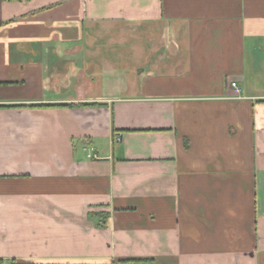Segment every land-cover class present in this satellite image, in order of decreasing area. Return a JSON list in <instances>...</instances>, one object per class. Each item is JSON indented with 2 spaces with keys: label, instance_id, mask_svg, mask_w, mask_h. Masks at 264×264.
Returning <instances> with one entry per match:
<instances>
[{
  "label": "crops",
  "instance_id": "0c3cea01",
  "mask_svg": "<svg viewBox=\"0 0 264 264\" xmlns=\"http://www.w3.org/2000/svg\"><path fill=\"white\" fill-rule=\"evenodd\" d=\"M0 264H264V0H0Z\"/></svg>",
  "mask_w": 264,
  "mask_h": 264
},
{
  "label": "rangeland",
  "instance_id": "374dc122",
  "mask_svg": "<svg viewBox=\"0 0 264 264\" xmlns=\"http://www.w3.org/2000/svg\"><path fill=\"white\" fill-rule=\"evenodd\" d=\"M100 31H102V32L105 31V32L109 33L111 31H113V29H108V28L102 29V28H100V29H97L95 32H96V34H98ZM119 31L124 32V35L130 34V28H120ZM98 46L100 48H102L101 54H105L108 57L107 61H109L110 64L113 63L112 65L115 66V65H118L120 63H118V59H115L118 55L116 56V54H113V53H119L121 51V53H122L121 55H123L125 57L127 54H129V51H126V48H130V43L123 44V45H120V44L116 45V44H104L103 42H101ZM104 50L106 53L104 52ZM116 68L117 69H114V70H116V73H110V74H106L104 76V79H106L105 81L107 83V86L105 88L106 92H108L109 88L115 83L119 82L121 85L126 84L123 82V79H125L123 72L121 71V69H119V67H116ZM121 80H122V82H121Z\"/></svg>",
  "mask_w": 264,
  "mask_h": 264
},
{
  "label": "built area",
  "instance_id": "2783aa9c",
  "mask_svg": "<svg viewBox=\"0 0 264 264\" xmlns=\"http://www.w3.org/2000/svg\"><path fill=\"white\" fill-rule=\"evenodd\" d=\"M231 86L234 88V91H235V92H238V85H237L236 82H232V83H231Z\"/></svg>",
  "mask_w": 264,
  "mask_h": 264
}]
</instances>
